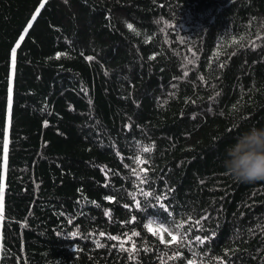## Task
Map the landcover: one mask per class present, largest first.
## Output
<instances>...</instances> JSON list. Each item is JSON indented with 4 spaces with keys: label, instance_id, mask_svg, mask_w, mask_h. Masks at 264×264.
I'll use <instances>...</instances> for the list:
<instances>
[{
    "label": "trees",
    "instance_id": "obj_1",
    "mask_svg": "<svg viewBox=\"0 0 264 264\" xmlns=\"http://www.w3.org/2000/svg\"><path fill=\"white\" fill-rule=\"evenodd\" d=\"M251 128L264 0H0V264H264Z\"/></svg>",
    "mask_w": 264,
    "mask_h": 264
},
{
    "label": "clouds",
    "instance_id": "obj_2",
    "mask_svg": "<svg viewBox=\"0 0 264 264\" xmlns=\"http://www.w3.org/2000/svg\"><path fill=\"white\" fill-rule=\"evenodd\" d=\"M222 163L225 172L238 182L264 180V128H251L239 135Z\"/></svg>",
    "mask_w": 264,
    "mask_h": 264
},
{
    "label": "snow or ice",
    "instance_id": "obj_3",
    "mask_svg": "<svg viewBox=\"0 0 264 264\" xmlns=\"http://www.w3.org/2000/svg\"><path fill=\"white\" fill-rule=\"evenodd\" d=\"M44 7V4L43 3H41L40 4V8H43ZM39 13V9H37V14ZM33 19H35V16H33ZM28 27H31V24H29L28 25ZM129 27L131 28L132 26L131 25H129ZM20 39H23V36H21V38ZM12 56H13V60H14V58H15V49H13V52H12ZM91 59V58H90ZM4 152H5V160H6V153H7V145L5 144V147H4ZM2 192H3V189L2 188H0V197H2ZM138 206V205H137ZM0 212H2V204H0ZM0 218H2V217H0ZM197 223H198V221H197ZM165 231H167L166 229H165ZM135 235H138V233H134ZM75 235V234H74ZM101 235H103V234H101ZM169 235L171 236L172 235V233L171 232H169ZM111 239H117V237H110ZM173 239H175V237H173ZM196 239L197 240H200L201 238L200 237H196Z\"/></svg>",
    "mask_w": 264,
    "mask_h": 264
},
{
    "label": "rangeland",
    "instance_id": "obj_4",
    "mask_svg": "<svg viewBox=\"0 0 264 264\" xmlns=\"http://www.w3.org/2000/svg\"><path fill=\"white\" fill-rule=\"evenodd\" d=\"M14 72H15V61L13 60V63L11 64V84H10V91H9V103L12 102V87H13V79H14ZM10 111V107H9ZM10 115V112H9ZM9 134V131H7V135Z\"/></svg>",
    "mask_w": 264,
    "mask_h": 264
}]
</instances>
